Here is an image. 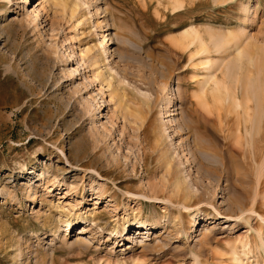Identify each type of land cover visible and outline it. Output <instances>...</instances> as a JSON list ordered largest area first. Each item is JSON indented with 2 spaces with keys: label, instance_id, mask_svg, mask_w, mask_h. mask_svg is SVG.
I'll list each match as a JSON object with an SVG mask.
<instances>
[{
  "label": "rangeland",
  "instance_id": "374dc122",
  "mask_svg": "<svg viewBox=\"0 0 264 264\" xmlns=\"http://www.w3.org/2000/svg\"><path fill=\"white\" fill-rule=\"evenodd\" d=\"M183 1L0 0V264H194L201 233L207 264H231L233 245L263 264L260 243L242 254L259 217L228 215L254 186L264 214L258 166L201 62L231 32L222 58L242 47L256 73L264 0ZM258 162L264 178V148Z\"/></svg>",
  "mask_w": 264,
  "mask_h": 264
},
{
  "label": "bare ground",
  "instance_id": "6f19581e",
  "mask_svg": "<svg viewBox=\"0 0 264 264\" xmlns=\"http://www.w3.org/2000/svg\"><path fill=\"white\" fill-rule=\"evenodd\" d=\"M178 1L180 2L179 6L182 5V3H184L183 0H178ZM216 1L218 3L219 2L225 3L226 0H216ZM51 2L53 3L54 6H58L61 9H64V12L66 8H70L73 11L74 9H76V6H77V4L70 5L68 0H51ZM176 4H178V2ZM85 5H87V8H89L90 6L88 4H85ZM78 6L80 5L78 4ZM71 10L70 12H72ZM103 37L105 39V36ZM231 38H232L231 32L229 33L228 36H216L215 35L214 41L212 43L214 44L215 49L221 50V51L218 50L219 51L218 53L220 54L221 58H222V55L226 52L225 47L229 46ZM195 41H198L197 44L200 43L201 45H203L202 39H200L199 37ZM197 44L195 42V45ZM86 51L89 52L90 49H87ZM245 52L246 50H244L242 47H238L235 50V55L232 61L229 62L225 60L224 58L222 59L219 58V61H215V60L211 61L209 59L210 57L206 56L207 52L203 51L202 55L204 57V60L201 62V65L203 69L205 70V73L202 76L203 78L202 83H203V86L204 87L206 86V88H208L209 90L214 111H216L220 117L219 118V121L221 122V123L219 122L220 126L228 132L229 137H231V134L237 131V133L240 135V138H242L245 141L246 145H245V150H244L243 155L246 158L251 157L253 160V163H255L256 166H258L256 167L257 169L256 179H258L259 182L258 181L256 182L259 183V185H261L262 189H264V178H261L262 177L261 176L262 167L261 165H258L260 153L262 152V149L264 148V62L261 63V65L260 63H258L260 66L257 64L258 71L256 70L257 72L254 73L255 71L249 68V65H252V64L255 65V62L252 63V59L250 57L247 56V58H245L247 60L246 63L248 64V67H246L247 65L246 66L243 65L244 57L246 55ZM103 53L104 55L107 53V48L104 49ZM90 59L89 61H91L94 71L102 75L103 76L102 79H104L105 81H109L108 77H106V75L103 74L104 71H102L101 66L98 63V59L93 55ZM77 63L79 64V62ZM243 66H244V69H243ZM231 124L236 126L235 127L236 130L232 128L231 129L228 128V126L231 127ZM169 164L170 163L168 161V166ZM249 167H251V165H249ZM171 186H173V188L171 187L170 190L176 192L177 195L182 193L180 197L181 199H184V201L186 199L191 200L192 198H194L192 194L185 193L183 191L180 180L178 181L176 180L175 184ZM254 187L251 191H246L247 193L245 192L248 202H240L237 205L236 211L230 208L228 215L231 217L238 218L239 220L245 221V223H249L250 219L253 216L259 217V219L261 220V223H259L258 229L254 231L257 237L259 238V240H257L258 238L255 237V234H253L252 239L250 240L247 239L246 242L244 243L243 247L245 248V251L242 252V254L246 256L249 252H251L252 249L254 248L256 249L258 247V244L260 243L261 250L263 251V256L261 257V259L264 264V238H263L264 237V231H263L264 230V214H260V212L258 211L259 204L257 203L256 196L258 194L259 189L258 187H255V188ZM178 204H180V202ZM247 204L249 205L246 206ZM212 207L214 208L216 213L219 214L216 207L215 206H212ZM195 221L196 220H194V224H197L195 223ZM135 225L137 227H134V229L138 227H143L145 223L136 222L133 224L122 225L123 231L129 230V232H126L125 236L128 233L130 234V230L132 226H135ZM250 229H252V227ZM200 235H201V238L196 241L199 244L195 245L194 247L195 249L192 252V257L194 259V264H207L208 260L207 258L205 259L202 253L203 251L202 247H203V243H206L207 241L210 240V236H209L210 234L201 233ZM237 249H238V246L236 245H233L230 249L232 250L231 257H230L231 264H247L244 262V260L239 258ZM257 264H261V263L257 262Z\"/></svg>",
  "mask_w": 264,
  "mask_h": 264
}]
</instances>
